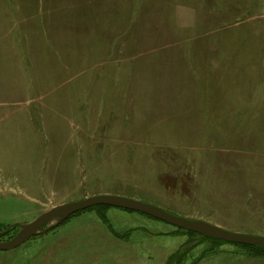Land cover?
I'll use <instances>...</instances> for the list:
<instances>
[{
    "label": "rangeland",
    "instance_id": "obj_1",
    "mask_svg": "<svg viewBox=\"0 0 264 264\" xmlns=\"http://www.w3.org/2000/svg\"><path fill=\"white\" fill-rule=\"evenodd\" d=\"M98 195L264 236V0H0V241ZM55 222L0 264H264L116 207Z\"/></svg>",
    "mask_w": 264,
    "mask_h": 264
},
{
    "label": "water",
    "instance_id": "obj_2",
    "mask_svg": "<svg viewBox=\"0 0 264 264\" xmlns=\"http://www.w3.org/2000/svg\"><path fill=\"white\" fill-rule=\"evenodd\" d=\"M99 205L140 212L174 227L198 233L211 239L240 245L260 246L264 249V236L262 235L234 232L204 220L176 216L158 206L131 198L116 195H98L60 204L41 213L31 222L24 224L12 238L0 241V251L13 250L36 234L44 233L46 230L43 228L49 222L57 221L53 224L57 225L81 210Z\"/></svg>",
    "mask_w": 264,
    "mask_h": 264
},
{
    "label": "trees",
    "instance_id": "obj_3",
    "mask_svg": "<svg viewBox=\"0 0 264 264\" xmlns=\"http://www.w3.org/2000/svg\"><path fill=\"white\" fill-rule=\"evenodd\" d=\"M104 207H108V206H102V205H99V206H95V207H92V208H104ZM189 232V231H188ZM190 234H193V232H189ZM198 235V234H197ZM212 240V239H210ZM212 241H217V242H221V243H227V242H224V241H218V240H212ZM229 244H234V243H229ZM235 245H240V244H235ZM247 248H250V250L254 253H256L257 255H264V249L260 246H247V245H243ZM190 245L189 244H183L180 246L179 248V251H176L174 254L170 255L166 264H176V260H177V257H178V252H180L181 250H186V251H183L184 254L188 253L189 250L187 249H190ZM192 249V248H191ZM183 259H186V255H183ZM177 264H181L179 262H177Z\"/></svg>",
    "mask_w": 264,
    "mask_h": 264
},
{
    "label": "flooded vegetation",
    "instance_id": "obj_4",
    "mask_svg": "<svg viewBox=\"0 0 264 264\" xmlns=\"http://www.w3.org/2000/svg\"><path fill=\"white\" fill-rule=\"evenodd\" d=\"M9 251H11V250H9ZM5 252H7V251H5Z\"/></svg>",
    "mask_w": 264,
    "mask_h": 264
}]
</instances>
